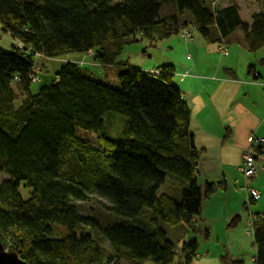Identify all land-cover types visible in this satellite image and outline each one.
<instances>
[{
    "label": "trees",
    "instance_id": "1",
    "mask_svg": "<svg viewBox=\"0 0 264 264\" xmlns=\"http://www.w3.org/2000/svg\"><path fill=\"white\" fill-rule=\"evenodd\" d=\"M219 1L0 0V33L13 39L12 51L0 48L5 250L28 264L192 263L197 241H175L167 227L198 231L192 220L223 183H198L191 112L173 83L174 68L146 73L120 58L127 46L166 40L189 28L219 44L241 32L249 52L263 50L264 13L246 23L239 5L222 7ZM72 54L92 55L98 65L116 69L120 87L67 60L49 73L48 85L32 91L42 82V68L35 70L40 56L49 61ZM260 63L264 67V58ZM108 114L128 119L123 139L106 137ZM80 132L95 133L98 146L82 140ZM21 183L31 190L27 199L19 192ZM96 199L105 201L99 202L110 219L105 225L103 215L80 214L79 203ZM54 225L67 233L55 236ZM254 244L255 263L264 264V213L255 222Z\"/></svg>",
    "mask_w": 264,
    "mask_h": 264
},
{
    "label": "crops",
    "instance_id": "2",
    "mask_svg": "<svg viewBox=\"0 0 264 264\" xmlns=\"http://www.w3.org/2000/svg\"><path fill=\"white\" fill-rule=\"evenodd\" d=\"M218 4L228 7L233 3L220 0ZM235 4L241 8L243 18L242 7ZM249 12L250 17L243 18L246 23H250L253 14L264 13V9L258 6ZM179 35L182 34L176 36ZM176 36L153 43L148 40L140 42L142 46L164 50V57L157 62L150 61L148 51L146 56L149 59L133 61V56L140 57L134 51L120 58V61H128L131 67L146 73H155L166 65L174 68V77L176 73L178 76L173 83L182 92L191 112L190 131L199 152L198 183L202 186L207 182L223 183L214 196L204 201L201 214L192 220L198 231L193 233L180 227L178 232L174 228L175 233L169 230L170 234L179 241H197V254L190 264H256L257 250L246 258L244 250L238 248V242L246 240L244 231L239 223L231 226V222L240 216L239 222L245 225L246 235H249L251 219L264 212V154L256 158L257 174L253 178L247 179L240 170L245 152L253 148L252 138L264 139V67L259 66L264 49L261 50L263 54L249 52L241 32L234 33L220 44L209 43L200 34L190 36L188 42L182 36ZM181 39L184 46L180 44ZM182 47L181 57H178L174 53ZM88 56L92 58V55ZM183 56H186L184 61ZM63 63L65 61L58 62L59 65ZM250 66L255 67L252 73ZM227 69L233 70L236 77H232ZM247 187L262 194L261 200L249 208L246 206Z\"/></svg>",
    "mask_w": 264,
    "mask_h": 264
},
{
    "label": "rangeland",
    "instance_id": "3",
    "mask_svg": "<svg viewBox=\"0 0 264 264\" xmlns=\"http://www.w3.org/2000/svg\"><path fill=\"white\" fill-rule=\"evenodd\" d=\"M228 1H230V4L232 3H239L240 6L242 7V11H243V18L244 19H248L250 17V13L249 10L254 9L255 7L257 8L258 6L261 7V9H264V0H222V3H227ZM188 30L185 34V37L188 36V38H185L183 35H179L176 36L177 38L181 37L188 42L190 40V36H196L198 35V31L196 29H186ZM182 34V32H181ZM183 39L180 40V44L182 46H184V41ZM142 42V41H141ZM191 42V41H190ZM17 43V42H16ZM12 45H13V39L9 34H5V33H0V48L6 52L12 51ZM21 46V45H20ZM160 49V47H159ZM159 49L157 48H150V47H146L145 45L142 46V44L140 42L138 43H134L130 46H127V48L124 51V54L122 56L123 57H127L129 55V53H136L135 55H140V57H136L133 56V61H138L141 58H146L149 59L148 56H146V53L148 51V55H150L151 62H157L160 60L161 57H164V50L162 49L163 52H161ZM183 50V47L180 49H177V52H175V55H178V57H181V51ZM185 50V49H184ZM258 54H263V51H260ZM186 58V56H183L182 59L184 61V59ZM88 59V60H86ZM67 60L71 61V60H75L76 62H78L79 64H81L83 66V69L86 71L87 74H89L91 77L96 78L97 80H100L102 82H105L109 85H112L114 87L119 88L120 87V82L118 81V77H117V70L116 69H111V68H104L102 66H99L97 63H95L93 61V59L89 58V56L83 55V54H72L71 56L68 57H64V58H59V59H53L52 63H50L48 60H44L41 57H39L38 59V67L42 68L43 70V74L41 75V83L38 84H33V92H37L41 87L48 85L49 82L51 81V76H49L50 74L53 73V75L55 74V68L57 69V67H59L58 62H66ZM88 61V62H85ZM186 63V60H185ZM53 66V68H52ZM259 66L261 67L262 65L259 64ZM46 68V69H45ZM263 68V67H262ZM140 69V68H139ZM50 73V74H49ZM178 76V74H175V77ZM173 78V79H174ZM127 122L128 119L125 116L119 115V114H108L105 116L104 118V132L107 138L114 140V141H119L121 139L124 138V132L127 126ZM79 137L82 140H85L87 142L92 143V145L94 146H98L96 143V134L92 133V132H80ZM8 177L7 176H1L0 177V183L3 182L4 180H6ZM164 191H166V188L163 187L160 191V193H164ZM19 192L20 194L25 198H29L30 197V193L31 190L25 186L24 183H21L20 187H19ZM99 202L105 203V201H100V200H94L92 202L89 203H79L78 206L80 208V214L82 216H84L85 218H97L99 217L100 219V223L102 225H105L106 223H108L110 221L109 218L105 217L104 215L106 214L105 210L102 211L101 206L99 204ZM147 215L149 213H151L150 210H146ZM264 213V212H263ZM152 214V213H151ZM242 219L244 216V212L242 211L241 213ZM234 219V218H233ZM232 219V220H233ZM232 223V222H231ZM239 223V224H238ZM237 224L239 225V227L244 231V235L243 237H245V241L244 242H238L239 246L238 248L243 249V253L246 254V258H248L249 256L251 257L253 250H255L256 252V248L254 246V232L253 229L250 227L248 230V234L246 235V227L245 225H241L240 222H238ZM170 231L172 230L173 233H175L174 228H170ZM180 227H176L177 232L180 231L179 229ZM53 229L55 231V236H59V235H65L67 233V229L62 227V226H58V225H54ZM83 231L88 232L89 230L84 227L82 228ZM173 236H171L172 238ZM247 237L249 239H247ZM175 238V239H174ZM176 237H173V240L176 241ZM233 246L237 248L236 244L233 243ZM243 247V248H242ZM104 249L106 250L107 253H111V249L109 247V245L107 243L104 244ZM7 251H9V249H7ZM121 264H130L127 263L125 261H122ZM142 264H154L151 260L145 261Z\"/></svg>",
    "mask_w": 264,
    "mask_h": 264
},
{
    "label": "built area",
    "instance_id": "4",
    "mask_svg": "<svg viewBox=\"0 0 264 264\" xmlns=\"http://www.w3.org/2000/svg\"><path fill=\"white\" fill-rule=\"evenodd\" d=\"M187 31L188 30H186V29L181 31L182 35L184 37H185V34ZM185 38H188V36ZM35 70L37 72H39L40 67H37ZM36 80H37V77H35L33 79V81H36ZM252 145H253V148H251L250 150L245 152L244 157H243L242 167L240 168L241 172H243L245 174L247 179L253 178L257 174L256 158L258 156V152L260 150L261 151L264 150V139H258L256 137H253L252 138ZM247 191H248V201H247L246 206L249 208L252 205V203H255V202H258L261 200L262 194L258 190L251 188V187H247ZM256 219L257 218L251 219V228L253 229V231L255 230ZM176 264H187V263L185 261H178V262H176Z\"/></svg>",
    "mask_w": 264,
    "mask_h": 264
},
{
    "label": "water",
    "instance_id": "5",
    "mask_svg": "<svg viewBox=\"0 0 264 264\" xmlns=\"http://www.w3.org/2000/svg\"><path fill=\"white\" fill-rule=\"evenodd\" d=\"M0 264H28L21 259L18 254L10 253L4 249L2 240L0 238Z\"/></svg>",
    "mask_w": 264,
    "mask_h": 264
}]
</instances>
